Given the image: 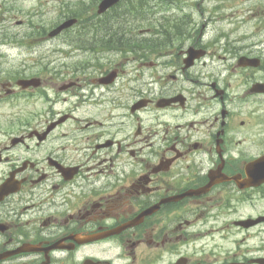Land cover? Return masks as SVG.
I'll list each match as a JSON object with an SVG mask.
<instances>
[{"label":"flooded vegetation","instance_id":"1","mask_svg":"<svg viewBox=\"0 0 264 264\" xmlns=\"http://www.w3.org/2000/svg\"><path fill=\"white\" fill-rule=\"evenodd\" d=\"M100 2L76 82L0 61V264H264V0Z\"/></svg>","mask_w":264,"mask_h":264},{"label":"rangeland","instance_id":"2","mask_svg":"<svg viewBox=\"0 0 264 264\" xmlns=\"http://www.w3.org/2000/svg\"><path fill=\"white\" fill-rule=\"evenodd\" d=\"M81 1L0 0V61L3 75L10 78L18 73L30 75L38 72L53 75L57 82L65 81L62 79L63 74L58 76L56 71L66 74L71 70L72 61L81 57L78 52L70 55L58 51L68 48V34L50 40L38 39V44L28 52L17 42H31L33 37L51 28L64 15L75 11V3ZM19 20H24L25 24L18 25ZM159 23L160 20H156L151 25L157 26ZM140 25L142 28L148 23ZM45 65L49 67L48 71Z\"/></svg>","mask_w":264,"mask_h":264},{"label":"water","instance_id":"3","mask_svg":"<svg viewBox=\"0 0 264 264\" xmlns=\"http://www.w3.org/2000/svg\"><path fill=\"white\" fill-rule=\"evenodd\" d=\"M117 1L119 0H104L101 5H100V12L106 10L108 7L114 5ZM77 19H69V20H66L65 22H63L60 26H58L55 30H53L51 32V35H55V34H58L59 32H61L62 30L72 26L75 22H76ZM36 81H39L37 78L36 79H30V80H27V81H19V82H36ZM40 82V81H39Z\"/></svg>","mask_w":264,"mask_h":264},{"label":"trees","instance_id":"4","mask_svg":"<svg viewBox=\"0 0 264 264\" xmlns=\"http://www.w3.org/2000/svg\"><path fill=\"white\" fill-rule=\"evenodd\" d=\"M73 12V11H72ZM73 15H75V12L72 13ZM77 16H80V13H76Z\"/></svg>","mask_w":264,"mask_h":264}]
</instances>
